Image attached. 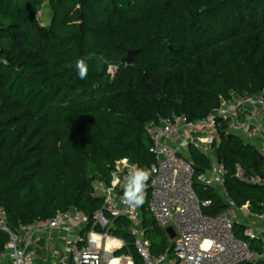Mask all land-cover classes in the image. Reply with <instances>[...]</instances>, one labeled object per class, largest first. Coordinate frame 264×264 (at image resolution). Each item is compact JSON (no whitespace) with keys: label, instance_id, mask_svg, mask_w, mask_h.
Masks as SVG:
<instances>
[{"label":"trees","instance_id":"16d2710c","mask_svg":"<svg viewBox=\"0 0 264 264\" xmlns=\"http://www.w3.org/2000/svg\"><path fill=\"white\" fill-rule=\"evenodd\" d=\"M131 49L139 51L133 65H121ZM79 59L88 68L84 79ZM108 66L117 69L113 78ZM260 93L264 0H0V208L8 226L72 208L92 219L102 207L93 185L108 183L116 162L127 159L143 171L154 164L148 124L178 116L195 122L231 94ZM225 132L219 125L213 147L226 170V198L197 181L210 162L188 149L194 191L211 203L203 212L215 216L231 202L261 215L264 186L241 183L234 171L240 165L263 179V156ZM142 217L152 254L170 252L171 241L144 209ZM127 227L126 219L113 221L110 235L127 246L117 255L143 264ZM244 229L233 225L248 241ZM7 242L0 232V255ZM249 243L262 253L260 241Z\"/></svg>","mask_w":264,"mask_h":264},{"label":"built area","instance_id":"2783aa9c","mask_svg":"<svg viewBox=\"0 0 264 264\" xmlns=\"http://www.w3.org/2000/svg\"><path fill=\"white\" fill-rule=\"evenodd\" d=\"M37 18L42 19L41 11ZM114 66L107 67L111 78ZM226 125V134L239 137L252 145L264 159V95H235L222 101L217 109L206 117L190 122L185 116L162 118L146 126L150 140L149 153L155 162L145 172L143 203L131 206L126 188L131 186L134 174L141 171L127 159L118 161L110 171L109 182L97 181L93 185V197L100 199L102 207L89 218L75 208L57 213L53 218L12 230L6 215L0 208V232L8 236V242L0 255V264H134L132 256L117 255L127 248L123 240L110 235L113 221L126 219V229L132 239V248L143 264H245L254 262L258 254L251 250L250 240L264 242L261 230L245 226L244 235L237 238L234 224L246 223L252 214L247 206L237 208L229 202V209L215 216L204 214L210 201H201L193 187L195 173L188 149L193 147L205 155L209 169L197 181L209 189L223 191L226 170L216 160L213 142L217 140L218 126ZM264 164V161H263ZM235 179L241 183L264 186V178L248 177L245 170L236 165ZM166 237V229L172 228L175 237L170 252L153 255L151 243L145 236L143 209ZM242 216L243 219H240ZM264 222V212L253 215Z\"/></svg>","mask_w":264,"mask_h":264},{"label":"clouds","instance_id":"9594fccd","mask_svg":"<svg viewBox=\"0 0 264 264\" xmlns=\"http://www.w3.org/2000/svg\"><path fill=\"white\" fill-rule=\"evenodd\" d=\"M79 78L84 79L87 76L88 68L84 59L76 62ZM148 173L141 170L134 174L131 186L126 188V197L131 206L143 203V181L147 179Z\"/></svg>","mask_w":264,"mask_h":264},{"label":"crops","instance_id":"0c3cea01","mask_svg":"<svg viewBox=\"0 0 264 264\" xmlns=\"http://www.w3.org/2000/svg\"><path fill=\"white\" fill-rule=\"evenodd\" d=\"M46 15L48 16V12L46 11ZM219 191H221L220 188H218ZM223 194V193H222ZM225 197V196H224ZM240 219H243L242 216H239ZM241 223L242 225H246V226H249L251 228H254V229H258V230H261L263 227H264V222L260 221L259 219H256L255 216H251L250 219L246 220V223L245 221L243 222L241 220ZM261 242V241H260ZM262 243V253L261 254H258V257L257 259L252 262V263H256V262H260V261H264V242H261Z\"/></svg>","mask_w":264,"mask_h":264},{"label":"water","instance_id":"95a60500","mask_svg":"<svg viewBox=\"0 0 264 264\" xmlns=\"http://www.w3.org/2000/svg\"><path fill=\"white\" fill-rule=\"evenodd\" d=\"M139 53L138 50L131 49L127 52L126 57L120 62L121 65L132 66L134 63L135 56ZM166 234L169 239H174L175 233L172 228L166 229Z\"/></svg>","mask_w":264,"mask_h":264},{"label":"rangeland","instance_id":"374dc122","mask_svg":"<svg viewBox=\"0 0 264 264\" xmlns=\"http://www.w3.org/2000/svg\"><path fill=\"white\" fill-rule=\"evenodd\" d=\"M46 21H48V16H46ZM98 61V65H99V68H100V70H102V68H103V62L99 59V60H97ZM203 154H205V155H209L208 153H207V150L206 151H204V152H202ZM216 191H218L219 193H220V191L218 190V188L216 189ZM220 194H222V193H220ZM144 210H146V200L144 201Z\"/></svg>","mask_w":264,"mask_h":264},{"label":"bare ground","instance_id":"6f19581e","mask_svg":"<svg viewBox=\"0 0 264 264\" xmlns=\"http://www.w3.org/2000/svg\"><path fill=\"white\" fill-rule=\"evenodd\" d=\"M111 264H117V262L116 261H113Z\"/></svg>","mask_w":264,"mask_h":264}]
</instances>
